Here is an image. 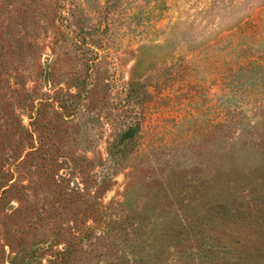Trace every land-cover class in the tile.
I'll return each instance as SVG.
<instances>
[{
    "label": "rangeland",
    "instance_id": "374dc122",
    "mask_svg": "<svg viewBox=\"0 0 264 264\" xmlns=\"http://www.w3.org/2000/svg\"><path fill=\"white\" fill-rule=\"evenodd\" d=\"M0 264H264V0H0Z\"/></svg>",
    "mask_w": 264,
    "mask_h": 264
}]
</instances>
